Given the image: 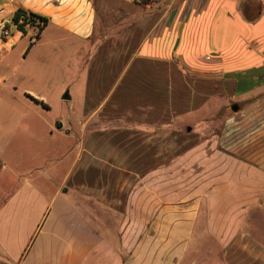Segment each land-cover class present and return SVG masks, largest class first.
<instances>
[{"label":"crops","instance_id":"obj_1","mask_svg":"<svg viewBox=\"0 0 264 264\" xmlns=\"http://www.w3.org/2000/svg\"><path fill=\"white\" fill-rule=\"evenodd\" d=\"M18 9L48 24L0 41V264H264V0Z\"/></svg>","mask_w":264,"mask_h":264},{"label":"rangeland","instance_id":"obj_2","mask_svg":"<svg viewBox=\"0 0 264 264\" xmlns=\"http://www.w3.org/2000/svg\"><path fill=\"white\" fill-rule=\"evenodd\" d=\"M29 34L33 35V32L30 31ZM31 41L34 43L37 42L34 38ZM22 56L23 54L20 55V47H17L12 55L11 63L21 62ZM68 71H69V77L71 79L72 71L71 70H68ZM49 76H50V80L53 81L57 79L58 74L49 73ZM45 103L50 108L49 111L46 113L48 123H50L51 125L56 124V126L61 125L62 117H65L71 111L70 103L62 102L60 98L49 95V94L46 95ZM11 110H14V108H11ZM15 110H25V109L19 103H17L15 105ZM224 117L225 116L223 114H217V115H213L210 117V122H212L211 124H212V131H213L210 133H215L217 130H221L224 128V124L226 123V119ZM250 219H253V218L249 217L247 220L249 221ZM256 219H257V222H256L257 231H255L254 233L256 234L259 240L264 242V214L258 215Z\"/></svg>","mask_w":264,"mask_h":264},{"label":"trees","instance_id":"obj_3","mask_svg":"<svg viewBox=\"0 0 264 264\" xmlns=\"http://www.w3.org/2000/svg\"><path fill=\"white\" fill-rule=\"evenodd\" d=\"M132 1L134 2V4H137V5H146V4L151 3L155 0H132ZM11 23H12V27L17 29V31L23 35H25L27 33V30H25V28L28 25L34 26L35 24H37L36 26L38 29V34L34 38L37 41L39 34L47 26L48 20L46 18H42V17L37 16V15H35L31 12H28L26 10L18 9L15 12V14L13 15V17L11 19ZM33 44H34V42L29 43V46L27 47V50L25 53H27L29 51V49L32 47ZM35 103L41 105L44 109H47V107L45 105H43L41 102L35 101Z\"/></svg>","mask_w":264,"mask_h":264},{"label":"built area","instance_id":"obj_4","mask_svg":"<svg viewBox=\"0 0 264 264\" xmlns=\"http://www.w3.org/2000/svg\"><path fill=\"white\" fill-rule=\"evenodd\" d=\"M37 24L34 26L28 25L25 30L32 31L33 35L31 39L35 38L38 34ZM15 32H18L17 29L12 27L11 19L0 18V41L10 39Z\"/></svg>","mask_w":264,"mask_h":264},{"label":"water","instance_id":"obj_5","mask_svg":"<svg viewBox=\"0 0 264 264\" xmlns=\"http://www.w3.org/2000/svg\"><path fill=\"white\" fill-rule=\"evenodd\" d=\"M230 110H231V112L235 113V112L238 111V107H236V106H232ZM58 127H60V125H59ZM189 131H190V130H189Z\"/></svg>","mask_w":264,"mask_h":264}]
</instances>
